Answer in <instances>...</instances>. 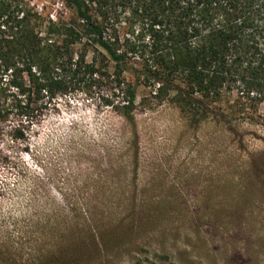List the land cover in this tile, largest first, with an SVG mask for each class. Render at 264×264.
Wrapping results in <instances>:
<instances>
[{"label": "rangeland", "instance_id": "obj_1", "mask_svg": "<svg viewBox=\"0 0 264 264\" xmlns=\"http://www.w3.org/2000/svg\"><path fill=\"white\" fill-rule=\"evenodd\" d=\"M96 102L65 97L27 143L4 139L0 264H264V129L191 123L144 86L132 122Z\"/></svg>", "mask_w": 264, "mask_h": 264}, {"label": "trees", "instance_id": "obj_2", "mask_svg": "<svg viewBox=\"0 0 264 264\" xmlns=\"http://www.w3.org/2000/svg\"><path fill=\"white\" fill-rule=\"evenodd\" d=\"M62 1L0 0V162L65 97L134 121L141 86L191 123L264 129V0Z\"/></svg>", "mask_w": 264, "mask_h": 264}]
</instances>
